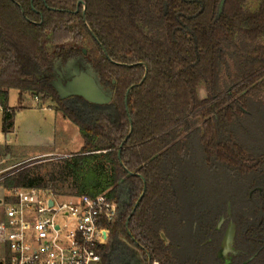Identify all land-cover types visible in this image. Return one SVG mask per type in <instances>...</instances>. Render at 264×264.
Segmentation results:
<instances>
[{
	"label": "trees",
	"instance_id": "16d2710c",
	"mask_svg": "<svg viewBox=\"0 0 264 264\" xmlns=\"http://www.w3.org/2000/svg\"><path fill=\"white\" fill-rule=\"evenodd\" d=\"M220 1L85 0L78 8V0H0L3 132L14 128L18 108L8 102L10 91L18 90L20 100L31 94L56 101L84 140L50 178L25 164L9 171L1 184L118 199L125 178L133 201L122 221L112 225L114 233L129 230L152 263L186 264L162 232L168 235L177 208L174 180L192 140L198 138L208 161L224 163L243 178L254 175L264 185V154L241 145L232 131L248 110H264V0H226L219 15ZM83 49L103 82L115 83L114 103L90 104L89 122L75 116L50 83L56 58ZM5 150L11 152L9 146ZM59 178L71 181L70 193L51 184Z\"/></svg>",
	"mask_w": 264,
	"mask_h": 264
},
{
	"label": "rangeland",
	"instance_id": "374dc122",
	"mask_svg": "<svg viewBox=\"0 0 264 264\" xmlns=\"http://www.w3.org/2000/svg\"><path fill=\"white\" fill-rule=\"evenodd\" d=\"M200 96H208L205 88L200 90ZM8 103L18 110L9 138L3 132L4 111L0 110V168L5 171V177L9 171L26 164L24 167H32L34 173L50 178V173L57 171V163L67 158L64 154L77 153L83 147L78 125L64 116L53 99L44 101L43 95L24 94L20 100L19 91L11 90ZM68 108L83 121H90V108L77 102L68 103ZM247 113L232 131L241 145L258 155L264 154V110H253L252 113L248 110ZM7 146L10 153L5 150ZM48 151L57 154L43 153ZM38 152L42 153L28 157ZM257 183L254 175L243 178L242 173L228 169L224 163L208 161L198 138L192 140L190 156L175 176L177 208L169 220L166 234L171 249H177L176 255L182 263L190 264V260L202 257L200 249H205L202 245L205 239L196 230L225 213L229 201L237 211L251 213L250 195ZM51 184L62 193L72 191L71 181L66 178H59ZM112 249L103 264H123L125 248L117 237Z\"/></svg>",
	"mask_w": 264,
	"mask_h": 264
},
{
	"label": "built area",
	"instance_id": "2783aa9c",
	"mask_svg": "<svg viewBox=\"0 0 264 264\" xmlns=\"http://www.w3.org/2000/svg\"><path fill=\"white\" fill-rule=\"evenodd\" d=\"M0 110L4 109L0 106ZM0 168V264H102L119 201L59 195L52 189H6ZM50 200L53 204H50Z\"/></svg>",
	"mask_w": 264,
	"mask_h": 264
},
{
	"label": "flooded vegetation",
	"instance_id": "af4514ba",
	"mask_svg": "<svg viewBox=\"0 0 264 264\" xmlns=\"http://www.w3.org/2000/svg\"><path fill=\"white\" fill-rule=\"evenodd\" d=\"M81 1L82 0H78L77 2L78 8L79 6L84 5L80 3ZM86 56L87 54L83 52V54L74 55L64 54V56L56 58L50 83L53 84L54 81L57 80V72L55 70L57 64L62 63L63 65H66L68 61L80 57L87 61ZM114 84L115 83L113 82V84H105V86L114 92ZM79 98L80 97L68 98L66 99V102H77L78 104H82L85 108H90L93 111V107L90 105L91 103L84 99L88 103V105H85L79 101ZM258 169L259 168L256 167L249 168L248 170L254 172L258 171ZM252 190L253 191L250 195L252 201L251 213H246L247 210H245L246 212H243L242 210L241 212L237 211L234 208L232 201H229L225 213L220 214L216 220H211L209 223L207 222L206 224H203L201 228L196 230V233H201V237L205 239V242L202 244L205 249H200L202 257L192 259V261L190 260V264H264V185L257 183ZM118 201L119 205L122 203L123 207L122 209L119 207V214L114 224L122 221L123 216L128 212L132 205L133 192L126 179L121 184L119 182ZM229 204L232 206L231 215H228ZM133 211L129 214L126 221L127 230L129 229V223L133 216ZM222 217L224 219L220 223ZM231 224H234L236 228L235 242L232 249H228L225 253L221 254V251L223 250L221 249V244ZM116 237L125 248L123 264H160L157 261L152 263L149 254L145 251L139 241L133 237L129 230L126 233H114L113 229L111 230L109 243L105 250L102 251L103 263L105 262L107 254L112 252L113 242ZM173 250L176 254L177 249Z\"/></svg>",
	"mask_w": 264,
	"mask_h": 264
},
{
	"label": "water",
	"instance_id": "95a60500",
	"mask_svg": "<svg viewBox=\"0 0 264 264\" xmlns=\"http://www.w3.org/2000/svg\"><path fill=\"white\" fill-rule=\"evenodd\" d=\"M80 3L84 5L86 4L85 0H82ZM225 3L226 0L220 1L219 15L223 13ZM83 52L87 54L86 49H83ZM55 70L57 72V76H56L57 80L54 81L53 85L58 90L59 95L62 99L82 97L87 102L93 105H108L114 103L116 98L114 96V92L111 89L106 88L102 80L101 74L98 72V70L91 63L85 61L82 57L68 61L66 65L59 63L56 65ZM145 78L146 75L144 76L142 82L145 80ZM131 89L132 88H130L126 94V105L128 111H129L128 97L131 92ZM130 123H131V130L129 135L132 133L133 130L131 118H130ZM126 141L127 138L122 142L119 148L120 159ZM130 174L132 175L133 173L131 172ZM124 181L125 178L121 179L120 184L123 183ZM144 192L142 193L138 202L136 203L132 215L134 214L136 208L139 206V203L143 198ZM50 204H53L52 200H50ZM119 206L122 209L123 207L122 203H120ZM231 214H232V206L231 204H229L228 215ZM223 219L224 218L222 217L220 223L222 222ZM235 236H236V228L234 224H231L230 228L228 229L222 241L221 249L223 250L221 251V254L225 253L228 249L233 248L235 242ZM162 237L166 241V243H169V240L165 232H162Z\"/></svg>",
	"mask_w": 264,
	"mask_h": 264
},
{
	"label": "crops",
	"instance_id": "0c3cea01",
	"mask_svg": "<svg viewBox=\"0 0 264 264\" xmlns=\"http://www.w3.org/2000/svg\"><path fill=\"white\" fill-rule=\"evenodd\" d=\"M56 115H57V112H56ZM14 127H15V125H14ZM11 134V133H10ZM10 134H8V138H9V135ZM42 152H38V153H35V154H31V155H28V157H36V156H39L40 154H41ZM43 153H49V154H53V155H55V154H57V153H55V152H52V151H48V152H43ZM66 157H68V156H71L72 154H64ZM23 159H25V157H23Z\"/></svg>",
	"mask_w": 264,
	"mask_h": 264
}]
</instances>
